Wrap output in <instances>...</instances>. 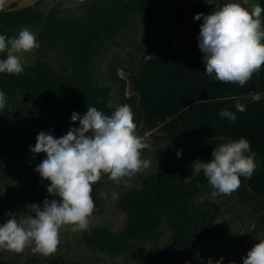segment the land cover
Wrapping results in <instances>:
<instances>
[{
    "label": "trees",
    "instance_id": "1",
    "mask_svg": "<svg viewBox=\"0 0 264 264\" xmlns=\"http://www.w3.org/2000/svg\"><path fill=\"white\" fill-rule=\"evenodd\" d=\"M42 1L21 9H0V34L15 36L18 29L40 27L44 21L40 10ZM208 9L209 0H86L82 5L80 17L65 19L60 24L61 34L74 62L73 72L69 76H62L45 65L24 66V71L19 75L0 73V90L6 94H13L16 90L23 91L40 111V132H51L54 137H61L73 125H79L78 122L72 123L70 120L73 112L83 115L88 106H98L106 112L113 109L112 87L96 81L95 60L108 42L119 46L115 37L128 31L135 16L143 28L155 34H160L166 29H177L191 32L198 37L203 17L199 21H195L193 17L198 13L206 15ZM139 55V62L130 69L125 68V73L139 71L146 58L173 55H182L184 63L198 65L205 70L202 63L203 53L179 44L153 46L140 51ZM3 56L4 54H0V58ZM134 56L130 55L129 58ZM114 74L121 102L129 105L134 114L137 133L143 121L138 97L127 95L126 80ZM150 138L152 148H168L173 153L179 151L189 157L209 158H212V150L218 143L232 141L212 139L194 145L174 136L151 134ZM23 153L24 148L18 144L0 146V173L10 171L13 165L20 161ZM144 158L142 156V159ZM255 163L257 166L253 175L257 174L260 168L257 155ZM38 164L34 163L12 177L6 184V190L0 192V222L4 223L8 219L6 214L13 213L14 208L22 212L18 202L25 205V198L10 187L26 175L36 173ZM107 176L108 173L102 172L95 185V194L100 201V191L104 189L103 194L106 192ZM247 179L241 177L240 186L235 191L248 195L250 202L247 207L251 215L264 216V200L248 190ZM0 180H5V176ZM210 188L202 173L185 179L177 176L170 168H163L142 177L140 189L129 188L119 195L117 207L125 212L127 217L126 225L120 233L112 234L105 227H91V231L83 230V240L91 248H102L107 253H113L128 248L133 240L152 238L163 219L171 229L169 245L143 264H207L209 259L215 262L221 258L215 254V249L229 235L230 225L217 220L221 213V204L198 199L199 195ZM27 214L34 215L24 207L22 215ZM229 262L234 261L223 259V264ZM0 264L10 263L0 260ZM32 264L95 263L50 257L45 263L39 258H34Z\"/></svg>",
    "mask_w": 264,
    "mask_h": 264
},
{
    "label": "clouds",
    "instance_id": "2",
    "mask_svg": "<svg viewBox=\"0 0 264 264\" xmlns=\"http://www.w3.org/2000/svg\"><path fill=\"white\" fill-rule=\"evenodd\" d=\"M247 3V0H244ZM264 8L253 4L250 9L240 3L228 2L210 14L198 13L201 20L198 48L203 53L205 74L224 84L244 86L264 66ZM40 47L34 33L22 28L15 36L0 34V73L19 75L24 71L22 57ZM264 93L251 94L252 102L261 101ZM110 102V101H109ZM6 93L0 90V110L7 106ZM236 111L243 113L246 105L237 101ZM221 119L235 122V113L228 108L219 111ZM70 128L61 137L41 131L35 146L29 145L33 155L46 154L35 172L42 181L50 182L42 206L33 204L34 215L17 218L9 212L0 224V250L22 253L30 248L33 254L49 256L60 243V232L69 226L75 230L91 231L95 199L92 182L107 172V179L120 183L122 178L148 168L141 150L148 147L135 133L134 114L129 105L117 103L111 112L98 106H88L86 113L71 114ZM181 153L177 151V156ZM212 159L192 164V175L202 173L213 191L211 197L231 195L240 186V178H250L255 169V153L246 138L218 143L212 150ZM187 179V178H186ZM99 194V193H98ZM107 196V193L105 192ZM118 194L113 191L111 198ZM223 257L207 264H223ZM234 264V262H229ZM242 264H264V239L247 252Z\"/></svg>",
    "mask_w": 264,
    "mask_h": 264
},
{
    "label": "rangeland",
    "instance_id": "3",
    "mask_svg": "<svg viewBox=\"0 0 264 264\" xmlns=\"http://www.w3.org/2000/svg\"><path fill=\"white\" fill-rule=\"evenodd\" d=\"M37 1L39 0H0V9H21ZM85 1L43 0L41 2L43 24L40 27H24L35 34L40 47L21 58L24 66L45 65L62 76H69L73 72L74 62L66 40L61 34L60 24L65 19L80 17ZM228 2L240 3L241 6L248 9L253 4H259L264 8V0H247V3L244 0H209V9L206 15ZM19 30L15 32L18 33ZM115 42L119 46L108 42L97 56L94 66L96 81L112 87L111 95L114 106L121 102L120 90L114 73L124 77L130 90L136 91L133 95L138 97V103L140 98L148 118L156 109L157 100H166L175 91L176 86L187 84L189 80L187 78L194 76L197 78L196 80L206 81L203 77L195 75L197 70L184 64L182 55L170 56L172 58L168 61H163L165 57L151 58L157 60L158 64L146 61L147 68L139 76H125L127 73L123 71L125 68L134 67L139 62L140 51L148 50L153 46L179 44L187 46L193 51H200L198 37L191 32L166 29L160 34H155L143 28L138 17L135 16L128 31L115 37ZM130 55L135 56L130 59ZM6 97L8 104L4 110H0V146L9 143L18 144L24 148V153L20 161L15 163L10 171L0 173V179L5 176V180H0V192L6 190V184L12 177L34 163H40L46 156V154L33 155L29 150V145L35 146L34 138L40 132V111L23 91L16 90L13 94H6ZM75 127H79V125H73L71 128ZM141 140L148 145L147 148L141 150V156H144V159L149 162L148 168L135 175L122 178L120 183L107 179L105 184L107 196L103 194L104 189L100 191L102 201L95 194L97 180L92 182L91 192L96 203L90 222L91 227H105L112 234L120 233L127 220L125 212L117 207L120 194L129 188L140 189L142 177L163 168H170L177 176L188 179L194 175H192V164L195 161L208 162L212 159L206 156L189 157L183 152H180L181 155L178 157L177 151L173 153L168 148H152L151 142L144 138ZM49 183L42 181L39 174L34 173L26 175L21 181L14 183L10 189L25 198V205L18 202V207L23 210L25 207L27 211L34 213L35 210L30 207L31 205L42 206L45 199L56 198L47 193L46 186ZM113 191L118 194L116 199L111 198ZM212 191L211 187L199 195L198 199H207L221 204V213L217 220L230 225L229 235L215 249V254L242 264V258L246 256L253 245L260 239H264V216L251 215L250 209L247 207L250 199L246 193L238 194L234 191L231 195L213 198L210 195ZM22 212L17 208H14L13 211L17 218L22 216ZM82 232L83 230H73L70 226L66 230H62L57 250L49 256L33 254L30 248L26 247L22 253L0 250V260L10 264H32L34 258H39L45 263L50 257H63L69 261L81 263L143 264L160 250L165 249L171 238V229L162 219L152 238L133 240L128 248L107 253L102 248L89 247L83 240Z\"/></svg>",
    "mask_w": 264,
    "mask_h": 264
},
{
    "label": "crops",
    "instance_id": "4",
    "mask_svg": "<svg viewBox=\"0 0 264 264\" xmlns=\"http://www.w3.org/2000/svg\"><path fill=\"white\" fill-rule=\"evenodd\" d=\"M261 19L264 23V14ZM171 58L165 57L163 61ZM146 61L158 64L157 60L146 58L139 71L127 73L125 76L133 77L144 73L148 64ZM187 66L197 70L195 75L203 77L206 81L196 80L194 76L187 78V84L176 86L175 91L166 100H157L156 109L149 118L139 98L143 121L136 135L151 143V134L174 136L194 145L212 139L246 138L260 161L258 173L248 178L246 185L253 195L264 200V97L259 102H252L250 99L251 94L264 93V66L258 73H254L244 86L235 83L224 84L206 75L205 70L198 65ZM126 92L129 96L136 93L135 90H130L128 83ZM237 101L246 105L245 112L236 111L234 105ZM224 108L235 113V122L219 117V111ZM166 109H169L168 112Z\"/></svg>",
    "mask_w": 264,
    "mask_h": 264
}]
</instances>
